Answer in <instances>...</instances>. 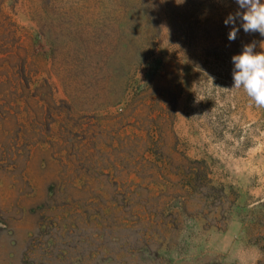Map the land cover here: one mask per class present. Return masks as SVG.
Masks as SVG:
<instances>
[{
  "label": "rangeland",
  "instance_id": "rangeland-1",
  "mask_svg": "<svg viewBox=\"0 0 264 264\" xmlns=\"http://www.w3.org/2000/svg\"><path fill=\"white\" fill-rule=\"evenodd\" d=\"M236 0H0V264H264V37ZM231 89V90H229Z\"/></svg>",
  "mask_w": 264,
  "mask_h": 264
},
{
  "label": "clouds",
  "instance_id": "clouds-1",
  "mask_svg": "<svg viewBox=\"0 0 264 264\" xmlns=\"http://www.w3.org/2000/svg\"><path fill=\"white\" fill-rule=\"evenodd\" d=\"M236 3L243 11L229 14L225 19L226 25H233L228 39H236L240 30L236 26L238 19L245 33L258 32L264 37V0H236ZM255 47V41L246 44L240 54L232 57L234 70L231 89H243L256 106L264 108V50L256 52Z\"/></svg>",
  "mask_w": 264,
  "mask_h": 264
}]
</instances>
